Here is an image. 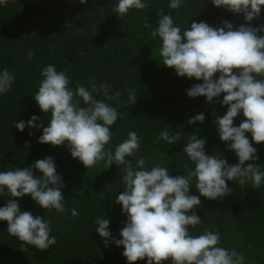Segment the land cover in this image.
Wrapping results in <instances>:
<instances>
[{"label": "trees", "instance_id": "trees-1", "mask_svg": "<svg viewBox=\"0 0 264 264\" xmlns=\"http://www.w3.org/2000/svg\"><path fill=\"white\" fill-rule=\"evenodd\" d=\"M112 8L113 0H88L84 5L78 0H9L0 5V70L7 68L16 78L10 91L0 96V171L29 167L51 157L63 178L62 195L66 200L65 211L57 213L42 210L30 196L19 198L21 211L50 220L57 243L44 252L32 246L27 252L21 251V242L6 231L7 222H0V264H127L121 254L123 247L111 240L106 246L94 224L97 216L104 215L110 220L112 237L120 239L127 219L115 202L123 188L120 170L115 165L104 169L103 162L87 170L71 157L66 146L38 143L42 129L26 127L20 132L13 126L15 120L27 122L32 115L39 117L38 124L48 126L47 114L33 99L41 69L48 64L66 71L73 88L76 83L87 87L94 78L97 85L106 82L121 93L119 105L108 101L121 113L110 129L114 133L110 146L114 148L123 141L128 131H136L141 138L138 155L149 167L165 166L170 175H183L185 164L192 167L182 154L183 144L195 133L206 138L207 155L219 152L229 165L238 162L216 133L214 120L227 111V106L221 105L223 94L211 103L204 97L189 98L187 90L202 81L178 77L173 69L163 66L159 40L152 39L143 25L156 27L160 10L164 15L170 13L181 29L194 21H204L214 28L228 21L236 28L245 24L243 16L218 9L210 0H185L178 10L169 9L168 0H147L145 9L132 10L124 17H116ZM251 26H264V7ZM29 51L33 52L31 60L27 59ZM128 88H134L138 97L135 105L127 108ZM200 113L205 116L204 122L189 125L188 120ZM243 119L237 117L234 126ZM165 127L170 133L179 132L181 140L172 145L156 143ZM248 138L252 143L250 135ZM253 147L258 156L254 163L264 167V143ZM130 159L135 164L136 157ZM247 163L252 161L245 166ZM34 175L41 174L34 170ZM227 183L232 193L222 200L201 197L195 209L202 224L197 232L219 231L220 246L243 254L245 264H264V184L253 189L251 184ZM189 194L199 196L194 184ZM8 199L0 198V207ZM72 208L78 217L71 216ZM146 260L135 264H146Z\"/></svg>", "mask_w": 264, "mask_h": 264}, {"label": "clouds", "instance_id": "clouds-1", "mask_svg": "<svg viewBox=\"0 0 264 264\" xmlns=\"http://www.w3.org/2000/svg\"><path fill=\"white\" fill-rule=\"evenodd\" d=\"M7 2L0 0V5ZM78 2L84 5L88 0ZM184 2L168 0V7L178 10ZM210 2L218 9L242 15L245 24L234 28L231 22L224 21L222 26L214 28L204 21H194L190 27L181 29L170 13L164 15L160 10L156 27L149 23L143 27L150 30L152 39L159 40L163 66L173 69L178 77L202 81L187 90L189 98L204 97L206 103H211L223 94L221 105L227 106V111L217 116L214 123L226 150L235 154L236 164L229 165L219 152L207 155V140L198 133L188 135L183 144L182 154L188 157L192 167L185 164L186 171L177 176L170 175L168 167L148 166L145 158L138 155L141 138L134 130L111 147L114 133L110 129L121 113L108 101L119 105L121 93L113 91L106 82L97 85L94 78L88 81L87 87L76 83L73 88L67 72L58 71L52 64L41 69L40 84L33 95L41 112L48 116V126L38 124L36 115L27 122L14 121L13 126L20 132L26 127L42 129L38 143L66 146L71 157L87 170L99 162H103L104 169L115 165L120 170L123 188L115 202L127 217L120 239L112 237L110 220L104 215L97 216L94 224L106 246L111 240L117 247H123L121 254L127 264L145 258L146 264H245L243 254L220 246L219 231L197 232L202 224L195 209L201 197L216 201L229 196L232 193L229 181L239 186L251 184L253 189L264 184V167L254 163L258 156L253 147L264 143V26H251L259 17L264 0ZM146 7L147 0H113L112 11L116 17H124L132 10ZM32 58L33 52L29 51L27 59ZM15 79L7 68L0 70V96L10 91ZM137 97L134 88L127 89V108L135 105ZM240 116L244 119L239 126H234V120ZM204 120V114L200 113L190 118L188 124ZM168 129L165 127L159 133L156 143L164 141L172 145L181 140L179 132L170 133ZM133 156L135 164L130 159ZM249 161L252 163L245 166ZM34 170L41 175H34ZM193 184L199 196L189 194ZM64 187L51 157L39 159L29 167L0 171V198H9L0 207V222H7L6 231L21 242V251L27 252L28 246L47 251L57 243V238L52 235L50 220L21 211L19 198L30 196L42 210L63 213ZM70 211L73 218L78 217L75 208Z\"/></svg>", "mask_w": 264, "mask_h": 264}]
</instances>
